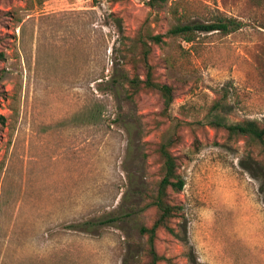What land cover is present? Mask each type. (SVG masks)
Instances as JSON below:
<instances>
[{
    "label": "rangeland",
    "instance_id": "374dc122",
    "mask_svg": "<svg viewBox=\"0 0 264 264\" xmlns=\"http://www.w3.org/2000/svg\"><path fill=\"white\" fill-rule=\"evenodd\" d=\"M218 16L241 26L167 34ZM158 33L149 62L173 88L167 108L155 90L125 93ZM215 113L264 118V0H0V264H138L172 137L185 184L158 264H264V179Z\"/></svg>",
    "mask_w": 264,
    "mask_h": 264
},
{
    "label": "trees",
    "instance_id": "16d2710c",
    "mask_svg": "<svg viewBox=\"0 0 264 264\" xmlns=\"http://www.w3.org/2000/svg\"><path fill=\"white\" fill-rule=\"evenodd\" d=\"M167 0H147L150 7L160 5ZM241 26V22L234 17L218 16L214 20L208 22H191L177 24L170 27L167 34L171 36H179L184 41L190 42L195 38L197 32H213L220 31L224 34L231 32ZM147 41L142 40V52L139 60H133V64L139 65V70L135 69L133 76L127 81L125 88L126 97H133L142 88L155 90L163 97L165 108H167L173 100V88L170 84L161 83L153 77V66L149 62L150 44H162L165 42L163 34H148ZM130 61V59H129ZM132 64V62L130 61ZM219 104H213L212 109L217 110ZM221 107V106H220ZM5 118L0 115V124H4ZM210 125L215 129H221L225 132L228 139L242 138L245 140L244 150L246 152L245 160L241 161V166L248 170L252 175L262 177L264 179V166L250 153V148L254 145L258 147V155L264 157V118L262 119H245L240 122L230 123L225 121L221 114L215 113L213 119L209 120ZM178 142L177 137L169 138L158 148V153L163 158L164 174L161 177L156 193L152 199V204L157 210L156 217L150 225H141L139 232L145 236V246L141 259L138 264H158L165 259L159 254L156 248L157 232L160 229L173 234L174 228L171 222L174 218L181 216V206L175 201V195L182 191L185 184L183 177L179 173L180 162L176 154L171 148ZM166 260V259H165ZM168 261V259H167Z\"/></svg>",
    "mask_w": 264,
    "mask_h": 264
}]
</instances>
